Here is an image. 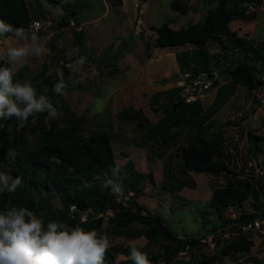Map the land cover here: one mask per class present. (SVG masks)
<instances>
[{
	"label": "rangeland",
	"instance_id": "rangeland-1",
	"mask_svg": "<svg viewBox=\"0 0 264 264\" xmlns=\"http://www.w3.org/2000/svg\"><path fill=\"white\" fill-rule=\"evenodd\" d=\"M253 1L255 9L246 7L245 0L230 4L233 19L229 25L236 33L238 27L241 35L258 44L264 41V2ZM172 2L176 6L173 9ZM27 3L33 19L50 21L37 31L46 51L41 57L32 56L16 65L15 79L31 81L40 94L45 88L38 87L45 78L54 77L64 64L80 81L78 86L68 87L65 96H57L51 89L46 93L63 115L46 119L45 113L30 118L26 123L30 142L41 139L43 126L46 130L53 127L55 136L63 140L106 132L120 170L115 180L129 174V163L135 172H150L153 176V183L141 181L140 191L133 198L144 209L141 215L145 216L147 211L159 214L177 237H193L198 241L178 254L171 264H201L204 257L213 254L216 264H264V236L240 229L241 225L234 221L240 208H231L220 218L207 207L215 188L232 184L248 186L243 211L258 214L262 211L264 173H259L264 163V144L259 147L260 141L253 136L264 135V85L255 91L232 83L228 75L219 74V69H231L240 55L237 58L235 52L228 51L222 56L217 46H207L210 53L221 56L219 67L213 68L211 86L198 100L203 108L201 135L206 139L219 135L218 158L226 163L227 173L183 171L179 148L195 130L177 127L165 117L179 96L171 90L181 74L175 53L189 50L192 45L179 49L157 47V28L167 23L179 30L203 20L207 9L215 4L207 0H61L59 4L28 0ZM71 11L76 15L69 16ZM63 16L68 17V25L63 24ZM75 31L82 32V48L75 44ZM72 48H78L79 55L87 57L82 67L75 65L79 56L69 55ZM181 55L187 63L192 62L190 54ZM215 78L219 82L213 86ZM218 98L220 103L212 106ZM128 108L131 112L126 111ZM15 195L0 193V211L14 207ZM131 195L132 191L118 201L127 206L126 198ZM50 203L51 209L61 207L56 198H51ZM44 209L39 207L36 211L42 219ZM98 216L103 220L97 231L108 235L110 247L135 244L147 246L151 253H162L164 243L161 240L148 243L142 220H134L122 228L110 220H117L112 210ZM241 235L252 240L249 252L221 254L222 247ZM115 259L125 261L126 257L116 255Z\"/></svg>",
	"mask_w": 264,
	"mask_h": 264
},
{
	"label": "trees",
	"instance_id": "trees-1",
	"mask_svg": "<svg viewBox=\"0 0 264 264\" xmlns=\"http://www.w3.org/2000/svg\"><path fill=\"white\" fill-rule=\"evenodd\" d=\"M27 1L0 0V19L15 27L27 28L34 20L27 7ZM45 1L49 4L61 3V0ZM245 1L254 2L253 0ZM207 2L215 5L207 9L203 20L179 30H175L167 23L161 24L157 28L155 45L174 49L192 45L189 50L180 49L175 53L180 72H189L193 76L205 75L207 79L214 77L213 68L219 67L221 56L219 53H210L207 46L213 44L223 49L224 55L228 50H235L241 58L231 69H219V74H226L232 79V83H239L249 90L256 91L264 85L262 80L264 77V41L256 44L237 36L236 32L230 30L229 22L233 16L228 8L235 0H207ZM173 7H176L174 2L171 3L170 8L173 9ZM68 15L75 16L76 13L71 11ZM62 20L63 24H69L68 17L63 16ZM81 33V31L73 32L75 44H78L79 48L83 47ZM181 54H190L192 62L187 63ZM0 66H3L2 61H0ZM60 69L63 70L65 79L69 75L76 79L75 74L64 64L60 65ZM57 79L56 74L54 77H46L38 89H52ZM218 82V78H215L212 85L215 86ZM171 90L177 92V88ZM219 103L220 98L215 100L212 106H217ZM126 111L131 112L130 108ZM202 113L203 108L200 101L186 103L179 96L166 111L165 117L175 126H187L195 130L193 134H190L186 143L179 148L181 168L183 171H194L199 174L227 173L229 170L226 163L218 158L219 135L215 139H206L201 135ZM132 114L136 116L137 113ZM53 130V127L46 130L43 126L41 139L30 142L26 124L21 128L18 127L15 118L0 120V172H5L12 177H21L23 181L14 192L17 193L13 198L15 207H27L34 213L39 207L45 208L43 218L45 224L49 220H57L72 223L71 225L79 224L85 230H97L103 220L102 216L98 215L105 214L107 210H112L117 219L111 218L110 220L118 222L122 228L140 219L144 223V236L148 243L153 244L160 240L164 243L162 253H151L147 246L136 245L138 250L147 254L152 264L161 262L171 264L178 254L198 242L193 237H177L170 231L159 214L147 211L145 216L141 215V210L144 211V209L133 198L140 191L141 181L150 180L153 183V176L150 172L147 174L135 172L132 164L129 163V174H125V177L119 181L115 180L116 176L112 173V169L117 168L115 154L106 132H98L86 138L71 136L63 140L58 139ZM253 138L260 141L259 147L263 146L264 135L257 138L253 136ZM106 179L120 182L124 187L125 196L132 191V195L126 198L127 206H123L115 196L110 194V189L104 187ZM248 196V186L243 188L229 184L212 191L207 200V207L220 218H224L229 209L240 208L234 220L240 225L252 219H263L264 205L260 214L245 212L241 209L242 202ZM51 198H56L61 203V207L51 209ZM71 206L75 207L74 211L70 210ZM80 213H87V219L81 221ZM97 216L98 218H95ZM252 246V240L241 235L235 242L222 247L221 254L249 252ZM129 247L130 245L110 247L105 264H131V261L127 260ZM116 255L126 257L125 261H117ZM216 261V255L213 254L204 257L201 264H216Z\"/></svg>",
	"mask_w": 264,
	"mask_h": 264
},
{
	"label": "clouds",
	"instance_id": "clouds-1",
	"mask_svg": "<svg viewBox=\"0 0 264 264\" xmlns=\"http://www.w3.org/2000/svg\"><path fill=\"white\" fill-rule=\"evenodd\" d=\"M0 120L15 118L18 127H24L30 118L47 114L46 119H56L63 113L54 106L46 95L48 88L38 94L31 81L20 82L14 79V67L27 58L41 57L46 49L33 22L27 28L15 27L0 19ZM69 55H77L76 66H83L86 56L79 55L78 48H72ZM75 70V68H73ZM58 77L51 91L57 96H65L71 85L78 86L80 81L71 75L65 79L61 69L56 70ZM59 104V101H56ZM119 168H113V176L119 175ZM21 177H12L0 172V193H14L22 184ZM105 188L117 200L125 197L120 182L106 179ZM111 246L106 233L85 230L79 224L70 225L57 220L46 224L27 207H10L0 211V264H105ZM127 260L131 264H152L146 253L130 245Z\"/></svg>",
	"mask_w": 264,
	"mask_h": 264
},
{
	"label": "built area",
	"instance_id": "built-area-1",
	"mask_svg": "<svg viewBox=\"0 0 264 264\" xmlns=\"http://www.w3.org/2000/svg\"><path fill=\"white\" fill-rule=\"evenodd\" d=\"M264 2V0H263ZM256 3L255 2H249L246 4V7L249 9H255ZM33 22H36L37 24V31L42 29L44 25L50 24L49 20H37L34 19ZM138 24H140L141 20H138ZM175 88H177V94L186 102L190 103L196 100H201L204 97L203 92L207 90L211 86L210 79L206 78L205 75H197L193 76L189 72L181 73L179 78L175 81ZM264 173V163L262 166V171L259 173L262 175ZM71 211L75 210L74 206H71ZM109 210L106 211L108 213ZM100 215H103L102 213ZM79 219L81 221H84L87 219V213H80ZM240 229L244 232L252 231L256 233L258 236L262 237L264 236V218H256L249 220L245 223H243L240 227Z\"/></svg>",
	"mask_w": 264,
	"mask_h": 264
},
{
	"label": "crops",
	"instance_id": "crops-1",
	"mask_svg": "<svg viewBox=\"0 0 264 264\" xmlns=\"http://www.w3.org/2000/svg\"><path fill=\"white\" fill-rule=\"evenodd\" d=\"M229 28H230V30H231V26L229 25ZM231 31H234V30H231ZM237 36H239V37H243L244 39H248V38H246L245 36H243V35H241L240 33H239V28L237 27ZM235 32V31H234ZM248 40H250V41H252L251 39H248ZM225 41H227V40H225ZM253 42V41H252ZM219 50L222 52V56L224 55V51H223V49L221 50L220 48H219ZM227 51V50H226ZM229 51V50H228ZM227 51V52H228ZM231 51V52H230ZM229 51V53H233V52H235V50H230ZM226 54V53H225ZM236 54V56L238 57V55H239V53H235ZM262 80L264 81V77L262 78ZM175 88V87H174Z\"/></svg>",
	"mask_w": 264,
	"mask_h": 264
}]
</instances>
